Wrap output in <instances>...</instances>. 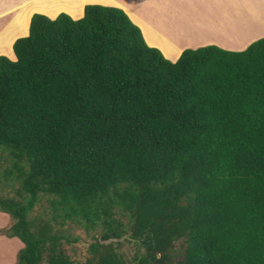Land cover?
<instances>
[{
  "label": "trees",
  "instance_id": "trees-1",
  "mask_svg": "<svg viewBox=\"0 0 264 264\" xmlns=\"http://www.w3.org/2000/svg\"><path fill=\"white\" fill-rule=\"evenodd\" d=\"M12 50L0 233L23 243L14 264H264V36L172 61L123 9L88 3L33 13ZM71 226L94 233L81 262Z\"/></svg>",
  "mask_w": 264,
  "mask_h": 264
},
{
  "label": "crops",
  "instance_id": "crops-1",
  "mask_svg": "<svg viewBox=\"0 0 264 264\" xmlns=\"http://www.w3.org/2000/svg\"><path fill=\"white\" fill-rule=\"evenodd\" d=\"M22 1L25 0H0V20L2 19L0 24V34H7L8 31L14 30V17L20 10L21 7L19 6ZM182 1L183 6L189 8L188 15L186 12L185 14H182L178 10H175V12L171 14H164L162 20L156 15V19L160 21L161 25H163V29L167 32V34H173V38H178L175 36H180L182 34V38L185 39L184 42H174L171 40L170 36L165 33H161L163 37L171 40L168 41L169 50H165L164 48L166 47L147 41L144 37L141 26L137 22L133 21L135 24L137 23L140 26L146 43L149 46L158 48L164 57L172 61L175 60L181 51L187 47L195 48L206 44H213L217 46L219 45V47L228 50H242L250 42L264 36V0ZM85 4L81 7L80 13L76 17L72 18L82 16ZM105 5L116 6L114 4ZM193 5H195V8ZM146 6L150 9V11H154V9L157 10L159 7L154 0L149 1ZM33 13L39 12L35 11L30 13L29 18L27 19L26 32L19 36H24L28 33L29 20ZM57 14L49 17L54 18ZM169 20H179L184 25H186L185 22L193 24L192 28L198 34H194V36H196L195 42L186 41V35H184L183 32L180 33L178 29H176L179 26L174 28L171 27ZM17 37H14L11 42L10 52L5 53V55L11 59H15V55L12 50V43Z\"/></svg>",
  "mask_w": 264,
  "mask_h": 264
},
{
  "label": "rangeland",
  "instance_id": "rangeland-1",
  "mask_svg": "<svg viewBox=\"0 0 264 264\" xmlns=\"http://www.w3.org/2000/svg\"><path fill=\"white\" fill-rule=\"evenodd\" d=\"M149 1L151 0H134V1L133 0H25L22 1L19 6L21 8L14 17L15 19L14 30L8 31L7 34L6 33L0 34V53L5 54L10 52V45L13 38L19 35H23L26 32L27 19L29 18L31 12L38 11L48 16H54L58 12L62 11L65 12L66 14L71 15L72 17H76L80 13L81 7L85 3L86 4L103 3L102 5L114 4L120 7L129 15V17L133 21L137 22L141 26L144 37L147 39V41L156 43L162 47H166L164 48L165 50H169L168 41L172 40L174 42H184L185 39L182 38V34L180 36H175L180 39L173 38L174 37L173 34H167V32H165L163 29V25H161L160 21L156 19V15L160 17L159 19L161 20L164 14L174 13L175 10H178L182 14H185L186 12V14L188 15L189 8L183 6L182 0H154L156 4L159 5V7L157 10L154 9V11H150V9H148L146 6V4ZM193 6L195 8V5ZM1 21L2 19L0 20V24ZM144 22L148 26L145 30L143 26V24H145ZM185 23L186 25L182 24V22L179 20L170 21L171 27L174 28L179 26L176 29H178L180 33L183 32L184 35H186V41L195 42L196 36H194V34H197V32L193 30L192 28L193 24H190L189 22H185ZM138 24L137 26L140 28ZM161 33H165L166 35L170 36L171 40L163 37ZM149 34L154 39H150L149 36H147ZM7 189L8 188L3 190V194H5L4 192H6ZM12 222L13 221L11 220L9 214L0 211V230L9 227ZM67 232L71 235V237H77V240L70 243H63L66 253L70 256L72 260H75L76 262L84 261L85 258L88 256V246L90 242L93 240L92 235L94 233L86 232L84 228H81L79 226L68 227ZM22 244L23 243L18 238L8 237L5 236L3 233H0V264H14L17 251L22 246ZM132 246H133L132 244L127 243L121 239L120 248L125 250L126 255L130 256L132 254Z\"/></svg>",
  "mask_w": 264,
  "mask_h": 264
},
{
  "label": "bare ground",
  "instance_id": "bare-ground-1",
  "mask_svg": "<svg viewBox=\"0 0 264 264\" xmlns=\"http://www.w3.org/2000/svg\"><path fill=\"white\" fill-rule=\"evenodd\" d=\"M54 2V1H53ZM58 5V4H57ZM60 6V5H59ZM44 7H46V6H44ZM71 7V6H70ZM74 8V7H73ZM40 10V9H39ZM145 23V22H144ZM143 26H144V30L148 27L147 26V24L145 23V24H143ZM157 29V28H156ZM147 36H149V38L150 39H154L152 36H150V34L149 35H147Z\"/></svg>",
  "mask_w": 264,
  "mask_h": 264
},
{
  "label": "clouds",
  "instance_id": "clouds-1",
  "mask_svg": "<svg viewBox=\"0 0 264 264\" xmlns=\"http://www.w3.org/2000/svg\"><path fill=\"white\" fill-rule=\"evenodd\" d=\"M19 37H20V36H19ZM15 39H16V38H15ZM15 39H14V40H15ZM206 45H207V44H206ZM198 47H199V46H198ZM195 48H196V47H195ZM4 55H5V54H4Z\"/></svg>",
  "mask_w": 264,
  "mask_h": 264
}]
</instances>
